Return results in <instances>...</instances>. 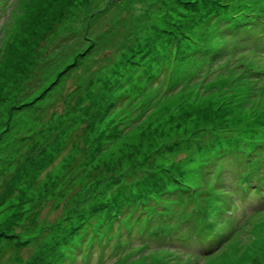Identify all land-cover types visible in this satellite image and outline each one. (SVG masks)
Returning a JSON list of instances; mask_svg holds the SVG:
<instances>
[{"label":"rangeland","instance_id":"1","mask_svg":"<svg viewBox=\"0 0 264 264\" xmlns=\"http://www.w3.org/2000/svg\"><path fill=\"white\" fill-rule=\"evenodd\" d=\"M263 39L264 0H0V264H264Z\"/></svg>","mask_w":264,"mask_h":264},{"label":"trees","instance_id":"2","mask_svg":"<svg viewBox=\"0 0 264 264\" xmlns=\"http://www.w3.org/2000/svg\"><path fill=\"white\" fill-rule=\"evenodd\" d=\"M234 17V16H233ZM222 49H224V48H221V49H218V51H220V50H222ZM215 48L214 47H210V48H208L207 49V51H212L213 53H215ZM207 62H209V61H207ZM210 63V62H209Z\"/></svg>","mask_w":264,"mask_h":264}]
</instances>
